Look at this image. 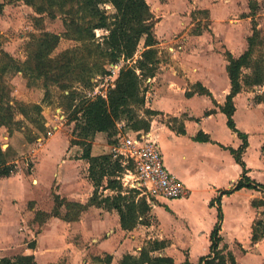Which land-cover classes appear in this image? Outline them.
<instances>
[{"label":"crops","instance_id":"0c3cea01","mask_svg":"<svg viewBox=\"0 0 264 264\" xmlns=\"http://www.w3.org/2000/svg\"><path fill=\"white\" fill-rule=\"evenodd\" d=\"M187 40H189L186 45L187 49L180 52L183 46L179 45L181 49L178 51V55L171 56L170 63L165 64L161 60L160 71L157 76L152 78L155 82L160 77L158 80L160 83H156L150 92H145L148 109L158 112L151 117L150 127L152 135L160 146L164 165L186 186L187 195L174 200H154L152 207L150 206L151 214L149 213L145 218L146 223L138 224L132 230H123L120 227L119 216L115 210L109 211L96 206L86 208L76 221L68 222L61 217L51 216L40 223L35 220V214L37 212L51 213L56 195L69 201L85 204L94 189L88 179V163L81 158L82 149L77 145H71L70 140L65 136L68 140V147L63 152L60 162L57 161L58 170L53 173L55 178L51 187L52 191L54 189L55 195L51 192L48 202L43 203L40 199L28 195L21 206L17 202L16 194L10 195L8 200L0 195V258H12L27 253L29 252L27 243L34 241L35 247L32 253L37 264H90L91 256L103 257L106 254L112 257L111 264H119L123 254L137 255L147 240H159L167 243L160 254L173 258L175 264H186V261L188 264H198L201 258L210 253L211 233L217 223V208L220 205L222 211L219 231L222 238L220 247L225 246L226 250L233 254L236 264H240L237 255L249 258V264L255 262V259L250 256L254 258L260 250L264 251L263 238L252 242L256 214H262L260 220L264 221V204L260 203L264 202V190L260 188L234 190L242 176V167L235 161L228 148L238 149L242 140L227 127L226 117L218 107L224 104L230 91V82L226 72L227 61L220 59L218 54L209 51V48L212 50L213 45L209 46L208 42H204L202 35L191 36ZM239 41L240 45L231 39L226 43L227 52L233 57H238L247 49V38L241 36ZM199 50L203 51L199 53ZM173 57L176 60H173ZM200 61L203 63L210 61L213 66L204 67ZM216 75L224 84L220 96L210 85V76L216 77ZM195 83H200L207 88L211 92L212 98L199 94L186 97V91ZM258 87L264 91V86ZM241 92L233 99L235 106L233 120L236 128L247 135L248 146L242 154V160L245 164L246 176L252 182L264 184V180L261 181L257 177L258 174L264 177L261 174L264 172V168H260L259 164H256V167L254 162L248 159L252 140L255 139L253 134L256 132L247 129L244 127V122L242 123L244 115H255L262 118L264 125V100L261 99L253 105L249 96H245ZM200 97L207 98L210 103L201 106L195 113L192 104L195 99ZM208 111L214 112L206 115ZM240 112H242L241 121L238 120ZM222 116L225 117L226 127L234 136L232 139L236 142L235 145L222 142L216 129L208 125L215 118L223 119ZM181 128L184 133L178 132ZM55 132L43 140L38 139L39 146L33 149L34 167H32L30 175L17 174V176L10 175L0 178V186L14 180L24 183L26 187L29 184L31 186L38 185L36 171L40 163L39 154L52 141ZM199 132L207 135L210 140L208 142L196 141L195 136ZM257 134L259 136L258 155L260 159L264 160V151L261 148L264 143V127L259 129ZM3 139L8 141L9 138L3 137ZM208 144L227 151L231 156L230 160L235 163L236 175L232 176L224 185L221 184L223 174L218 166L215 167V171L203 169L202 165L193 169L186 167L189 160L187 146L202 147ZM110 145L105 133H97L92 141L91 154L93 156L107 154ZM68 155L69 158L71 155L75 157L70 158V165L75 167V176L84 183V188H86L76 198L61 193L62 186L70 179V176H65L62 172V165L66 163L65 159ZM80 166L87 171L82 179L77 175ZM201 190L207 192L206 196L198 197V192ZM228 190L231 193L223 194ZM99 192L105 196L114 195V191L109 189L100 188ZM238 197L244 199V204L241 203L240 208L235 206L230 210L232 214L230 226L233 234L229 236V239H226L223 235L228 222L225 203L227 200ZM217 198H219V202ZM198 199L204 202L208 218L202 216V211L197 206ZM6 207L9 210H6ZM14 208L18 210L19 215L10 214L9 211ZM65 212V207H61V215H64ZM151 215L154 217V222L151 221ZM126 243L132 245V252H126L124 248ZM194 254L195 257H193ZM258 259L259 264H264V256Z\"/></svg>","mask_w":264,"mask_h":264},{"label":"trees","instance_id":"16d2710c","mask_svg":"<svg viewBox=\"0 0 264 264\" xmlns=\"http://www.w3.org/2000/svg\"><path fill=\"white\" fill-rule=\"evenodd\" d=\"M23 1L31 6L37 14H46L50 18L61 17L64 31L61 34L51 33L44 28L31 36L26 45L25 60L18 61L0 48V127H18L15 120L17 113L21 114L38 130L46 129L42 116L43 104L26 105L12 98L11 87L7 82L9 75L20 72L28 86L40 82L45 91V99L49 96V88L57 87L62 92V101L69 111V121L74 122L70 139L71 145L82 148L81 158L88 163V179L93 186V192L85 204L69 201L59 196L54 197L55 205L51 213L37 212L35 220L43 223L51 216L61 217L65 221H76L81 212L90 206L115 210L119 216L120 227L132 230L138 224L146 223L145 218L151 208L145 198L135 199L137 191L123 190L121 181L117 179L123 171L118 160H113L110 154L93 156L91 154L92 140L97 133H105L109 144L117 143L114 137L124 133L122 128L129 127L132 131H149L151 117L157 111L145 107V95L142 82L152 79L160 70L161 58L157 48L154 33L155 18L146 0H15ZM250 14L255 15V0H248ZM110 5L113 12L108 13L105 6ZM4 3L0 2V14ZM39 26L41 16L34 19ZM103 30L105 34L97 36L96 31ZM62 39L77 42L72 48H67L53 56ZM143 49L135 58L140 43ZM264 44L261 30L252 19V33L247 37V49L238 57L226 52V72L230 82V91L219 110L226 117L227 127L242 140L238 149L228 148L235 161L242 167V176L234 190L242 188L264 190V184L252 182L246 176L242 154L248 146L247 135L240 132L233 120L235 106L234 97L245 87L264 86ZM123 60L114 82L109 84L105 93L94 98L78 93L75 84L83 87H93L92 79L108 74L105 64ZM249 73H244V70ZM194 94L212 98L211 92L200 83L193 84L186 97ZM143 109L140 116L139 110ZM214 111L206 112V115ZM184 133L183 128L178 130ZM196 141L208 142L210 139L202 132L195 136ZM6 153L0 149V176L7 177L15 173L13 165L8 164ZM131 167V166H129ZM105 181V185H104ZM100 188L114 191V195H103ZM231 193L230 190L223 194ZM219 202V198H217ZM264 204L263 201L260 202ZM66 212L61 215L60 209ZM217 223L211 233L210 253L201 258L198 264H236L233 254L220 247L222 238L219 234L222 211L217 208ZM264 239V221L254 223L252 242ZM167 246L165 241L147 240L139 250L138 255L123 254L119 264H175L173 258L160 252ZM35 242L27 243L29 252L12 258H0V264H37L34 250ZM95 264H111L112 257H94ZM186 264L188 262L186 261Z\"/></svg>","mask_w":264,"mask_h":264},{"label":"rangeland","instance_id":"374dc122","mask_svg":"<svg viewBox=\"0 0 264 264\" xmlns=\"http://www.w3.org/2000/svg\"><path fill=\"white\" fill-rule=\"evenodd\" d=\"M255 1L257 5L253 18L262 32L264 42V0ZM0 2L4 3L3 13L0 14V48L18 61L25 60L27 56L26 45L31 39V36L40 31L38 28L42 27L44 30L56 34H61L64 31L61 17L53 19L46 14H37L31 6L25 4L23 1L0 0ZM146 2L156 21L154 31L158 40L157 48L159 50V56L165 64L170 63L171 56L178 53L181 49V44L183 48L180 52L187 49L186 45L189 41L187 39H190L191 36L202 35L204 42H208L209 46L213 45L212 50L209 48V51L213 54H218L220 59L225 60V54L228 51L226 43L231 39L237 45H240L239 40H241V36L242 38H247L252 33L253 18L248 16L250 14L248 0H146ZM105 8L108 13L113 12V8L110 5H106ZM39 16H41V24L38 26L34 19ZM103 34H105L103 30L96 31L97 36H102ZM75 45H77V42L73 40L62 39L59 46L54 51L53 56ZM142 46L143 42L140 43L135 58H137L142 51ZM261 48L264 51V44ZM202 51L203 50H199V53ZM173 60H176L175 57H173ZM200 63L203 64L204 67L213 66L210 61L205 63L200 61ZM106 65L108 64L106 63L105 66ZM244 73H249V70L245 69ZM170 74H172V72H170ZM159 78L160 77H158L155 82L152 79L143 80L142 89L144 95L146 91L150 92V89L156 83H160L158 81L160 80ZM209 79L211 81V87L215 90L216 94L220 96L222 87L224 86L223 81L218 75H216V77L210 76ZM7 82L11 87L10 94L15 100L26 105L43 104L42 116L46 127V130L41 132L19 113L15 116V120L19 122L18 127H0V149L6 153L5 157L7 163L13 165L15 168V173H13L12 176H17V174L24 176L30 175L32 167H34V158L32 157L33 149L38 148V139L41 138L43 140V138L48 137L51 133L56 132L52 141L47 147L41 150L39 154L40 163L36 171L39 184L34 186L29 184V186L26 187L24 183H20L19 181L14 180L6 182L0 186V195L8 200L10 195L16 194L17 202H19L21 206L28 195H32L34 198L40 199L41 202L46 203L51 197V192L55 195L54 189L53 191L51 190L53 179L55 178L53 173L58 170L57 161L60 162L63 152H65L68 147V140L72 138L71 133L74 122L69 121V111L65 108V102L64 100L62 101L61 98L62 94H66V92H62L57 87L51 86L49 88V96L44 102L45 91L40 82L28 86L27 79L20 72L9 75L7 77ZM75 87L81 95H84L86 91L90 90L80 84H75ZM241 93L245 96H249L253 105L261 99L264 100V91L259 87H245ZM173 102H176V100H173ZM208 103H210V101L207 98L200 97L195 99L192 108L194 112L197 113L201 106ZM144 108H149L146 98ZM138 113L140 116H144L143 109L139 110ZM241 113L242 112L238 113L239 121H241ZM222 118L223 119L219 117L215 118L210 121L208 125L216 129L222 142L235 145L236 142L232 139L234 136L225 125V117L222 116ZM243 122L244 127L256 132L253 134V138L255 139L252 140L248 159L254 162L255 166L259 164L260 168H264V160L260 159L258 155L259 136L257 134L259 129L264 127L262 124L263 120L255 115H244L242 123ZM122 131L124 133L134 132L127 126H124ZM3 137H8V141L4 140ZM92 141H94V139ZM261 148L262 151H264V143ZM186 149L189 155L188 164L186 165L188 169H193L202 165L203 169L215 171V167L218 166L221 168L223 174V179L221 180L222 185L226 184L232 176L236 175L235 163L230 160L231 156L227 151H223L217 146L209 144L202 147L187 146ZM70 158L73 159L75 157L71 155ZM70 158L68 155L65 159L66 163L62 165L63 174L65 176H70V179L62 186L61 193L71 198H76L84 192L86 188H84V183L79 181L78 177L75 176V167L73 168L72 165H70ZM79 168L80 170L77 175L82 179L85 177L84 174H87V171H85L82 166ZM261 174L264 175V172ZM257 177L261 181L264 180V177L259 176V174ZM0 178L3 177L0 176ZM123 190L128 191L130 189L123 187ZM206 194L207 192L201 190L198 192V197H204ZM242 197L227 200L225 203L228 222L223 235L226 239H229V236L233 234L230 226V222L232 221L230 210L235 206L240 208L241 203L244 204V197ZM138 198L145 197L137 192L135 199L137 200ZM155 203L157 204V202ZM151 205L152 204H149V206ZM197 206L201 209L202 216L208 218L204 202L201 199H198ZM6 210H9V208L6 207ZM9 212L11 215H19L18 210L15 208ZM149 213L151 214V212ZM261 217L262 214H256L255 222L260 220ZM151 219V221L154 222V217L152 215ZM124 248L126 252H132V245L130 243H126ZM237 256L240 259V264H249V258L240 257V255ZM262 256H264L263 250H260L254 258L250 256L252 259H255V262L252 263L259 264L258 258ZM193 257H195V254ZM90 264H95L93 256H91Z\"/></svg>","mask_w":264,"mask_h":264},{"label":"built area","instance_id":"2783aa9c","mask_svg":"<svg viewBox=\"0 0 264 264\" xmlns=\"http://www.w3.org/2000/svg\"><path fill=\"white\" fill-rule=\"evenodd\" d=\"M123 64V60H119L106 65L108 74L92 79L94 85L85 92L86 97L94 98L105 93ZM114 139L117 143L109 146L108 154L123 167L117 177L123 187L136 190L149 204L158 199L174 200L187 195L186 186L166 169L160 146L150 130L120 132Z\"/></svg>","mask_w":264,"mask_h":264}]
</instances>
